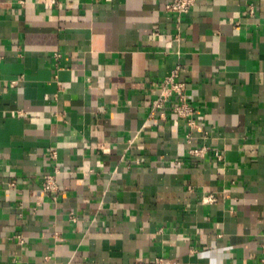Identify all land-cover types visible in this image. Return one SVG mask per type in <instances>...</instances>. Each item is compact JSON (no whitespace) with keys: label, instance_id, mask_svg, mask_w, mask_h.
I'll list each match as a JSON object with an SVG mask.
<instances>
[{"label":"crops","instance_id":"obj_1","mask_svg":"<svg viewBox=\"0 0 264 264\" xmlns=\"http://www.w3.org/2000/svg\"><path fill=\"white\" fill-rule=\"evenodd\" d=\"M171 1L0 0V264H264V0Z\"/></svg>","mask_w":264,"mask_h":264},{"label":"built area","instance_id":"obj_2","mask_svg":"<svg viewBox=\"0 0 264 264\" xmlns=\"http://www.w3.org/2000/svg\"><path fill=\"white\" fill-rule=\"evenodd\" d=\"M197 0H172L166 5V11L181 17L188 14L193 8ZM182 67L177 66L168 77L159 85L156 98L151 103L152 114H158L161 120H167V111L177 116L179 119L186 121L190 127V132L187 134L188 141L192 140L193 130L199 129V123L196 119L197 109L192 105L187 94V84L181 80ZM208 148L195 147L189 152L192 156L203 157ZM221 159V156H218ZM14 186V183L11 184ZM59 185L56 177L51 174H46L43 177L42 191L46 194L57 195L59 193ZM216 199L213 195L205 198L206 202H214ZM72 218L75 219L74 215ZM262 262L264 263V243L262 244ZM155 264L163 263L162 259H157Z\"/></svg>","mask_w":264,"mask_h":264}]
</instances>
